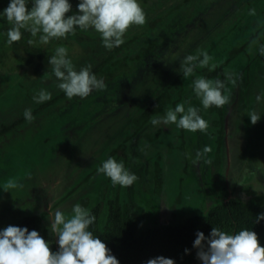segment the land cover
Segmentation results:
<instances>
[{
    "label": "rangeland",
    "instance_id": "rangeland-1",
    "mask_svg": "<svg viewBox=\"0 0 264 264\" xmlns=\"http://www.w3.org/2000/svg\"><path fill=\"white\" fill-rule=\"evenodd\" d=\"M150 1V4L157 2ZM173 1L167 3L161 15L164 24L168 22L164 16L174 14V3L179 4L181 0ZM195 2L203 7L213 0ZM139 3L144 8V2ZM213 4L208 8V15H204L208 19L203 18L206 24L189 25L181 37L179 32H167L168 36H173L174 45L182 47L177 55L168 51L159 64L151 50L139 51L145 39H137L135 44L138 42V45L134 46L136 54L140 55L132 64L120 67L122 71L117 73L110 68L97 76L103 78L105 88L93 89L86 97L69 98L64 94L53 105L33 115V119L5 133L1 132L2 128L23 117L25 108L33 111L48 101L37 103L32 99L39 89L50 91L51 98L64 92L57 87L51 67L44 68L38 76L23 62L22 65L14 62L7 72L1 69L0 216L4 217V222L12 215L25 217L45 213L40 224L48 230L52 250L58 245L55 233L48 229L49 214L59 208L68 218L76 203L90 211L104 192L107 199L119 192L139 230L152 224L153 217L163 222L201 213L213 202L211 164L215 161L221 134L220 124L213 123L218 120L215 110L200 104L192 90V81L218 65L223 66L227 80L222 140L223 151L228 154L223 158L225 181L228 186L230 180H234L235 194L247 196L242 186L253 177L251 172L261 174V178L264 173V100L258 102L255 98L257 93L264 94V55L258 51V47L264 45V0H215ZM133 27L130 24L123 37L129 35ZM62 38L68 44L67 55L76 70L84 66H90L91 70L111 51L102 43H77L70 35ZM139 41H143V45ZM188 46L197 51L193 52V48L186 51L184 47ZM201 49L209 54L208 64H197L189 76L182 77L181 96L176 103L184 104L185 108L196 106L208 127L204 131H190L172 122L153 126L150 119L147 123L135 124L134 120L153 97L151 91L162 88L165 82L171 83L173 77L180 74L183 57L198 54ZM230 51L235 54L231 56ZM153 66L157 70L153 71ZM171 88L168 92L175 100L177 87ZM175 104L166 105L154 116L163 115ZM251 110L261 114L254 124L248 117ZM126 138V158L117 160H122L137 179L129 186H114L97 168ZM226 159L234 168L229 169ZM156 165L160 169L157 173ZM235 167L240 170L237 172ZM91 171H94L91 178L85 179ZM10 180L12 186L8 184Z\"/></svg>",
    "mask_w": 264,
    "mask_h": 264
},
{
    "label": "clouds",
    "instance_id": "clouds-1",
    "mask_svg": "<svg viewBox=\"0 0 264 264\" xmlns=\"http://www.w3.org/2000/svg\"><path fill=\"white\" fill-rule=\"evenodd\" d=\"M29 4L31 7H28ZM71 9L70 0H8L0 10V17L11 25L6 32V43L20 40L22 29L32 36L39 33V40L47 43L51 38L74 33L77 28H91L99 33L101 43L111 49L123 43V35L130 24L145 22V12L139 0H78L77 11L65 15ZM249 11L254 13L255 9ZM28 43L33 41L28 40ZM258 51L264 55V45H260ZM209 59L208 52L203 49L198 54H187L179 65L183 76H189L197 64H208ZM48 64L57 78V87L69 98L86 97L93 89L106 87L103 78H97L90 66L76 70L62 45L49 55ZM224 87L220 79L212 81L200 76L192 81V90L204 108L212 105L219 107L228 100L222 92ZM51 95L50 91L41 88L32 99L40 103L49 100ZM255 98L258 102L264 100V94L257 93ZM23 115L26 120L33 119L31 108H25ZM248 117L254 124L261 114L251 110ZM170 122L190 131H204L208 127V122L196 106L185 108L182 103L168 108L163 115L150 118L153 126ZM97 171L107 176L114 186H129L137 179L122 160L113 156L101 161ZM8 184L12 186L13 182L10 180ZM259 190L264 191V187ZM71 212L68 218L59 208L49 214L48 229L56 235V250H50L48 240L35 228L13 224L0 227V264H120L105 242L89 229L95 216L79 203L73 204ZM262 219L264 211L256 214L255 222ZM192 244L197 249L200 264H264V245L259 243L252 228H242L229 234L212 226L208 235L197 230ZM142 264H175V260L157 255L142 261Z\"/></svg>",
    "mask_w": 264,
    "mask_h": 264
},
{
    "label": "trees",
    "instance_id": "trees-1",
    "mask_svg": "<svg viewBox=\"0 0 264 264\" xmlns=\"http://www.w3.org/2000/svg\"><path fill=\"white\" fill-rule=\"evenodd\" d=\"M139 1L142 3L144 2L143 10L145 12V22L140 25L133 24L134 27L132 32L123 37V43L111 48L110 53L96 63L91 69V72L96 76H102L105 70L110 68L113 70V73H117L119 70L122 71L120 67H124L126 64H128V66L132 64V60L140 55L136 54L137 47L135 46L136 44L138 45V42L135 44V41L137 39H145L144 45L142 43L143 41H139L140 44L142 43L143 45L140 47L139 51L142 53L143 50L147 52L151 50L152 54H155V61L159 64L160 58L166 55L168 51L171 52L172 55H177L179 49L182 47L174 45V42L171 41L173 36H168L167 32L172 31V34L179 32V36L181 37V35L185 33L184 29H187L189 25L195 27L198 22L206 24L207 21L203 20V18L206 19L204 15H208V8H210L211 5L214 6L213 3L215 2V0H213L212 4L208 2L203 7L197 5L195 0H181L179 4L174 3L173 9L176 11H174V14H166L164 16L168 19L167 24H164V18H162L161 15L164 14V10L168 6L167 3L175 1L157 0L154 4H150V0ZM148 1L150 2L148 3ZM7 3L8 0H0V10H2ZM70 3L72 4V9L65 15L77 11L76 4L78 0H70ZM181 6L186 7L179 10ZM28 7H31V5L29 4ZM10 26V23L6 19L0 17V71L3 69L7 72V68H11L14 62L19 64L23 62L25 66L33 71L34 75L38 76L44 68L51 67V65L48 64V57L54 54V50L57 46L62 45L68 50V44L62 37L51 38L47 43H44L39 40V33H37L36 36H32L29 31L24 29L21 30L22 36L20 40L8 44L6 43V32ZM67 35H70L77 43L91 45L101 44L99 33L91 28L88 30L77 28L74 33ZM28 40H32L33 43L29 44ZM163 42L165 44H163ZM184 48L189 52L193 47L188 46ZM195 49L196 48H193L192 51L196 52L197 49ZM239 49L241 51L242 47ZM130 50L133 51L134 54H129ZM156 51L158 52L157 54ZM230 53L231 56L235 54L231 51ZM181 54L184 55L185 51L183 52L182 50ZM152 56L154 57V55ZM141 62H143V60ZM138 65L140 66V64ZM155 70H157L156 66L153 71ZM121 74L118 76L122 77ZM182 77L184 76L182 70H180V74L175 75L173 81L168 85L165 84V82L162 88H156L154 86L156 89L151 91L153 97L148 102L140 117L134 120V123H147L151 117L161 111L166 105H174L181 96L182 87L179 84ZM203 77L212 81L220 79L224 82L225 86L227 83L222 65L212 68L204 74ZM160 84L159 78V85ZM173 85L177 87L175 91L177 92L175 100L171 98V93L168 92V90L171 92V86ZM222 92L223 94L225 93V87L222 89ZM63 96L64 93H61L50 98L44 104H41L33 110L32 114L35 115L41 109L53 105ZM210 107L214 109L217 114L218 120L213 123L220 124L219 132L221 135L217 142L215 161L211 164L212 169L210 177H212L214 189L213 193H211L212 190H210V193L213 195V202L207 208L205 207L201 213H195L190 216L182 217L181 219L171 218L160 222L157 217H153L152 224L148 225L143 230L138 229L135 217L131 214L125 201L120 199L119 192L114 194L112 199H107L106 192H104L93 208H91L90 212L95 216V220L89 225V229L94 235L99 236L101 240L105 242L106 246L111 249L112 254L118 258L120 264H142V261L157 255L173 258L175 264H200L196 256L197 249L193 247L192 242L197 230L203 231L205 235H208L212 226L220 228L229 234L239 231L242 228H252L257 233L259 243L264 245V219L255 222L256 214L264 211V191L259 190L264 187V173L262 174L263 179L261 178L262 182H259L260 185L258 188L255 189L249 183H245L246 185L242 186V191L247 193L246 197H243L241 194H235L236 187L233 185L234 180L231 178L230 185L227 186V182L225 181L226 167L224 168L225 161L223 159L224 151L222 147L224 136V104L219 107L215 105ZM25 121L26 119L23 116L9 126H4L1 132L5 133L6 131H10L16 125ZM127 140L126 138V141H123L117 148L111 150L108 156H113L116 159H125V146ZM156 167L157 173L160 169L157 165ZM93 173L94 171H91L85 179L91 178ZM156 183L159 185L160 181L157 180ZM44 215L45 213L25 217L12 215L9 220L5 222L3 219L4 217L0 216V227H4L8 224L26 225L29 229H37L39 234L49 242L51 238L48 230L40 224ZM56 247L57 246H54L52 250H56ZM185 248L189 249V251L185 252Z\"/></svg>",
    "mask_w": 264,
    "mask_h": 264
},
{
    "label": "flooded vegetation",
    "instance_id": "flooded-vegetation-1",
    "mask_svg": "<svg viewBox=\"0 0 264 264\" xmlns=\"http://www.w3.org/2000/svg\"><path fill=\"white\" fill-rule=\"evenodd\" d=\"M224 154H225V157H226V155H228L226 150H225ZM226 162H227L229 169H231V167L234 168V165L232 163L230 165V163L227 159H226ZM238 169L240 170V168H236L237 172L239 171ZM232 171H234V170H232ZM250 172L251 171H248L249 174H250ZM251 173L252 174H250V175L253 177L248 178L249 180H247V182H245V183L253 182L252 186H254L256 188L255 185L257 184L258 180L261 178V174H257V173H253V172H251Z\"/></svg>",
    "mask_w": 264,
    "mask_h": 264
},
{
    "label": "bare ground",
    "instance_id": "bare-ground-1",
    "mask_svg": "<svg viewBox=\"0 0 264 264\" xmlns=\"http://www.w3.org/2000/svg\"><path fill=\"white\" fill-rule=\"evenodd\" d=\"M209 210V209H208Z\"/></svg>",
    "mask_w": 264,
    "mask_h": 264
}]
</instances>
